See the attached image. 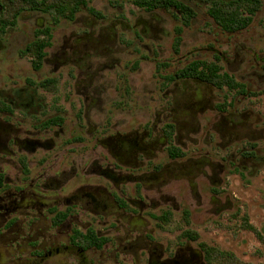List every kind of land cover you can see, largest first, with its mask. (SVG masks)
Wrapping results in <instances>:
<instances>
[{
	"label": "flooded vegetation",
	"instance_id": "af4514ba",
	"mask_svg": "<svg viewBox=\"0 0 264 264\" xmlns=\"http://www.w3.org/2000/svg\"><path fill=\"white\" fill-rule=\"evenodd\" d=\"M151 21L147 26L154 35L163 32L157 20ZM72 38L64 41L55 67L66 63L80 70L74 75L80 102L73 116L77 131L65 129L68 117L54 75L27 81L50 93L55 111L29 124L18 119L16 107L32 114L42 99L33 94L29 99H6L0 93V264H208L202 245H213L199 240L198 231L189 226L190 210H181L174 184L183 180L192 190L199 177H209L207 168L213 172L211 181L216 179L215 164L206 157L185 158L188 150L176 140L180 132L189 135L194 130L192 111L198 101H191L187 81L214 86L178 78L175 74L182 67L176 69L163 77L172 82V88L163 90L165 99L172 97L171 104L156 110L151 124L139 121L136 129L119 131L118 99L103 109V84L96 82L102 67L93 66L94 59L111 53L109 42L91 32ZM47 48L41 67H32L35 72L53 61ZM260 59L264 63V56ZM170 75L173 80L167 79ZM48 78L56 81V88L40 84ZM199 101L206 105L207 99ZM179 107L187 112L176 120L173 113ZM224 117L218 122L222 134L236 135L242 125ZM172 136L179 145H163ZM60 145L67 156L63 165L54 163L57 157L51 155ZM178 212L181 217L176 220ZM166 213L171 226L165 223Z\"/></svg>",
	"mask_w": 264,
	"mask_h": 264
},
{
	"label": "rangeland",
	"instance_id": "374dc122",
	"mask_svg": "<svg viewBox=\"0 0 264 264\" xmlns=\"http://www.w3.org/2000/svg\"><path fill=\"white\" fill-rule=\"evenodd\" d=\"M180 1L195 11L189 23L174 7L147 11L133 0H87L72 21L59 18L53 11L23 12L16 25L0 32V93L6 99L18 96L29 99L32 94L42 99L32 114L23 107H16L18 119L29 124L33 118L53 115L55 111L50 106V93L38 86H29L27 81L54 75L59 83L61 105L68 117L65 129L77 131L73 116L80 102L74 89V75L80 70L66 63L55 67V57L61 55L64 41L71 35L74 38L91 32L96 37L103 36L111 52L106 58L102 54L100 59L93 60V66L102 67L96 82L103 84L102 100L106 104L103 109L106 111L109 102L118 99V130L136 129L139 121L151 124L155 111L171 104L172 97L165 99L163 90L172 88V82L163 77L191 60L216 62L221 71H229L242 82L245 91L187 81L185 86L191 90V101L199 102L195 110L192 109L194 130L189 135L180 132L181 138H176L188 150L185 158L206 157L207 162L215 164L216 179L211 181L213 172L207 168L209 177H199L194 189L189 190L183 180L174 185L179 192L181 210H190L189 226L198 231L199 240L230 252L245 264H264V63L260 59L264 56V0L250 25L235 32L222 30L208 15V7L218 0ZM89 8L102 17L93 16ZM1 11L0 7V14ZM55 18L58 20L54 24ZM149 20H157L163 32L154 35L147 26ZM45 26L51 28L47 51L53 61L35 72L30 57L19 51L33 38L38 27ZM179 26L183 29L182 41L175 52V28ZM110 57L115 60L112 62ZM135 62L136 68L133 67ZM127 84L128 91L125 90ZM202 98L207 99L206 105H201L203 100L199 99ZM186 112L179 107L173 114L179 120ZM221 116L238 121L236 124H241L242 129L236 135H223L218 123ZM171 143L179 145L173 136L163 145ZM61 148L63 145L51 155L57 157L54 163L63 165L67 156ZM42 157V153L37 154V163ZM212 185L217 186L215 191ZM180 217L181 212L174 214L176 220Z\"/></svg>",
	"mask_w": 264,
	"mask_h": 264
},
{
	"label": "trees",
	"instance_id": "16d2710c",
	"mask_svg": "<svg viewBox=\"0 0 264 264\" xmlns=\"http://www.w3.org/2000/svg\"><path fill=\"white\" fill-rule=\"evenodd\" d=\"M133 3L147 11L161 7H174L182 12L186 23H189L190 18L195 14L191 7L179 0H133ZM86 4L87 0H0V7L2 8L0 14V32H5L8 26L16 25L19 16L25 11L42 13H52L53 11L59 18L72 21L80 6ZM261 4L262 0H218L213 1L211 6L208 7L207 13L222 30L235 32L250 25L253 15L259 10ZM89 12L97 17H102L93 8H89ZM57 20V18L53 20L54 24ZM181 31V27L175 28L174 50L176 51L182 40ZM51 37L50 27H38L34 32L33 38L25 44L23 49L19 51V54L29 56L32 67L39 69L46 55V48L50 45ZM133 65L136 68L137 62ZM175 76L178 78L190 77L208 82L216 88L225 86L228 89L239 88L240 92L245 91L244 85L239 83L233 75L222 72L220 65L216 62H207L199 59L192 60L179 69ZM167 79L173 80L174 75L168 76ZM40 84L46 88H56V81L54 79H45L40 81ZM164 220L167 226L172 225L168 213L164 215ZM202 246L204 247L208 264L222 262L226 264H245L236 259L230 252L220 250L216 246H208L206 244Z\"/></svg>",
	"mask_w": 264,
	"mask_h": 264
}]
</instances>
